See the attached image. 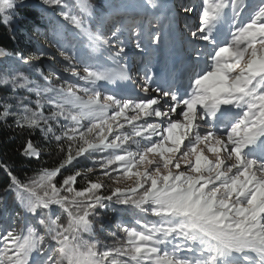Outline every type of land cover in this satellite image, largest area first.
I'll use <instances>...</instances> for the list:
<instances>
[{"label":"snow or ice","instance_id":"6c2138e0","mask_svg":"<svg viewBox=\"0 0 264 264\" xmlns=\"http://www.w3.org/2000/svg\"><path fill=\"white\" fill-rule=\"evenodd\" d=\"M28 4L0 0V24L14 32ZM39 4L55 38L27 56L0 47V125L28 132L25 159L59 162L22 180L0 160V264H264V0H174L163 15L143 0V27L111 2ZM126 41L147 53L138 78ZM161 57L179 59V83Z\"/></svg>","mask_w":264,"mask_h":264},{"label":"trees","instance_id":"16d2710c","mask_svg":"<svg viewBox=\"0 0 264 264\" xmlns=\"http://www.w3.org/2000/svg\"><path fill=\"white\" fill-rule=\"evenodd\" d=\"M122 6V8L138 17H143L142 11L143 0H91V3L97 6L98 13L104 11L109 3ZM160 1L158 0V3ZM72 3V0H69ZM168 4H165L167 6ZM55 10H49L47 15L41 13V7L39 0H29L28 7L21 10V14L26 17L25 20H21L18 25H14V32L10 31L3 24H0V47L5 48L8 51H23L24 54L30 55L36 53L38 49L47 48L48 44L54 41V32L57 27L55 18L50 19L52 12ZM164 14V11H163ZM147 24V18L142 19V27ZM111 26V25H109ZM13 35L15 39H13ZM68 39L71 40V34L65 33ZM127 35V34H126ZM126 38V36H125ZM127 46H131V41H126ZM77 47L80 44L77 43ZM128 47H126V50ZM49 51L55 53V49H49ZM50 61L45 57L38 62L37 66L47 67ZM11 121H9L10 123ZM33 139L42 142L40 134L38 132L32 134ZM28 136V132H21L19 130L9 129L4 125H0V160H4L9 165L13 166L14 173L18 175L22 180L27 176H32L34 171L39 167H52L59 162V158L56 153L51 155L43 154L39 161L27 160L19 154V148L24 139ZM85 161H81L79 164H74L72 168H69L64 172V175L74 171L76 168L85 165ZM4 177V173L0 171V178ZM62 179V176H61ZM2 194V193H0ZM7 203L9 209L12 206V197H7ZM3 219V213H0V223H5ZM19 227V221L17 222ZM98 238L103 240L105 238L104 233H98Z\"/></svg>","mask_w":264,"mask_h":264},{"label":"rangeland","instance_id":"374dc122","mask_svg":"<svg viewBox=\"0 0 264 264\" xmlns=\"http://www.w3.org/2000/svg\"><path fill=\"white\" fill-rule=\"evenodd\" d=\"M159 1L162 7L157 9L154 13H151V14L163 15V11L165 14L168 8L174 2V0H159ZM184 2H189V0H184ZM165 4H168V5L165 6ZM141 13L143 15V18H147V15L145 14L144 10ZM168 41L170 43H174L176 45L177 52H179L180 36H179V31L175 29V27L169 33ZM130 44L132 45L127 46L128 49L126 50L128 58H129L130 71L134 78H138L139 76L143 75V65L145 63V60L143 59V57H146L147 53L142 54L140 50L135 48L132 42ZM153 64L155 65L154 70L158 73L160 77H163L165 74H168L170 76L174 75L177 78V83H179V77L181 73V65H180L179 59H176L174 62L172 60H169L167 62V65H165L163 61V57H161L159 60L154 59Z\"/></svg>","mask_w":264,"mask_h":264}]
</instances>
